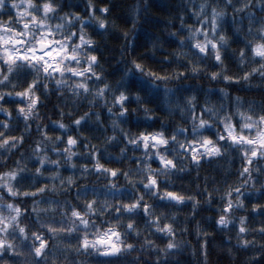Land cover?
I'll use <instances>...</instances> for the list:
<instances>
[{"label": "clouds", "instance_id": "9594fccd", "mask_svg": "<svg viewBox=\"0 0 264 264\" xmlns=\"http://www.w3.org/2000/svg\"><path fill=\"white\" fill-rule=\"evenodd\" d=\"M0 264H264V0H0Z\"/></svg>", "mask_w": 264, "mask_h": 264}]
</instances>
